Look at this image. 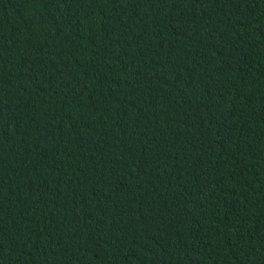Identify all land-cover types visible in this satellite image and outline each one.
Listing matches in <instances>:
<instances>
[{
	"label": "trees",
	"instance_id": "trees-1",
	"mask_svg": "<svg viewBox=\"0 0 264 264\" xmlns=\"http://www.w3.org/2000/svg\"><path fill=\"white\" fill-rule=\"evenodd\" d=\"M0 264H264V0H0Z\"/></svg>",
	"mask_w": 264,
	"mask_h": 264
}]
</instances>
